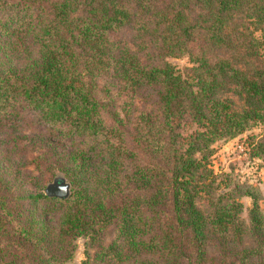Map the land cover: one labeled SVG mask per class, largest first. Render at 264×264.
<instances>
[{"label": "trees", "instance_id": "16d2710c", "mask_svg": "<svg viewBox=\"0 0 264 264\" xmlns=\"http://www.w3.org/2000/svg\"><path fill=\"white\" fill-rule=\"evenodd\" d=\"M255 126L264 0H0V264H264Z\"/></svg>", "mask_w": 264, "mask_h": 264}, {"label": "rangeland", "instance_id": "374dc122", "mask_svg": "<svg viewBox=\"0 0 264 264\" xmlns=\"http://www.w3.org/2000/svg\"><path fill=\"white\" fill-rule=\"evenodd\" d=\"M172 62L180 67L191 65L188 59H172ZM263 136L264 127L255 126L236 139L218 142L214 146L213 168L219 174L234 173L235 178L240 183H249L256 186L264 195V158L253 157L251 155L253 143L262 140ZM243 202L248 210L252 207V200L250 198L243 199ZM245 216L248 219V211ZM85 260V241L80 239L75 260L71 264H83Z\"/></svg>", "mask_w": 264, "mask_h": 264}, {"label": "water", "instance_id": "95a60500", "mask_svg": "<svg viewBox=\"0 0 264 264\" xmlns=\"http://www.w3.org/2000/svg\"><path fill=\"white\" fill-rule=\"evenodd\" d=\"M71 184L65 178H58L46 188V195L50 198L68 199L71 196Z\"/></svg>", "mask_w": 264, "mask_h": 264}]
</instances>
